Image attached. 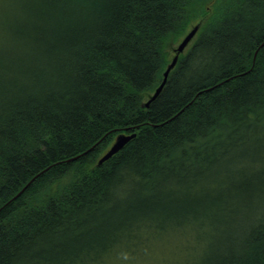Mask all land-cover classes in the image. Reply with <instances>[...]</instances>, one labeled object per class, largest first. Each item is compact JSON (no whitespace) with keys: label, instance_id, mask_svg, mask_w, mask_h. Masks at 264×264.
I'll use <instances>...</instances> for the list:
<instances>
[{"label":"trees","instance_id":"1","mask_svg":"<svg viewBox=\"0 0 264 264\" xmlns=\"http://www.w3.org/2000/svg\"><path fill=\"white\" fill-rule=\"evenodd\" d=\"M172 232L175 264H264V0H0V264Z\"/></svg>","mask_w":264,"mask_h":264},{"label":"rangeland","instance_id":"2","mask_svg":"<svg viewBox=\"0 0 264 264\" xmlns=\"http://www.w3.org/2000/svg\"><path fill=\"white\" fill-rule=\"evenodd\" d=\"M170 233L149 235L141 244V250L144 249L143 253L138 254L135 258H125V260H118L116 264H175V261L181 257L171 248L177 247V237ZM146 235H142L144 238ZM169 236V237H166ZM180 244V243H179ZM174 252V253H173Z\"/></svg>","mask_w":264,"mask_h":264},{"label":"water","instance_id":"3","mask_svg":"<svg viewBox=\"0 0 264 264\" xmlns=\"http://www.w3.org/2000/svg\"><path fill=\"white\" fill-rule=\"evenodd\" d=\"M197 30H198V25H195L192 28H190L185 33V35L179 40V42L175 45V47L173 49L174 54H173L170 62L168 63V65L166 66V68L164 69V71L162 73V79H161L160 83L158 84V86L154 89L153 94L145 102V105H147L149 103V101H151L153 98H155L157 96V94L160 92V90L162 89V87H163V85L167 79L169 71L173 68V66L175 65V63L177 61L178 54L180 52H182L184 50V48L188 45V43L193 38V36L195 35ZM133 135L134 134H130V135L122 134V133L118 134L115 137L114 141L111 143V145L108 147V149L99 157L97 164H101L102 162L107 160L109 157H111L113 154L118 152Z\"/></svg>","mask_w":264,"mask_h":264},{"label":"bare ground","instance_id":"4","mask_svg":"<svg viewBox=\"0 0 264 264\" xmlns=\"http://www.w3.org/2000/svg\"><path fill=\"white\" fill-rule=\"evenodd\" d=\"M195 25H198V28H199L200 21H198L197 23L193 24V25L191 26V28H192L193 26H195ZM196 32H197V31H196ZM195 34H196V33H195ZM183 36H184V35H183ZM194 36H195V35H194ZM194 36H193V37H194ZM192 39H193V38H192ZM192 39H191V40H192ZM191 40H190V42H191ZM190 42H189V43H190ZM189 43H188V44H189ZM180 53H181V52H180ZM255 54H256V52H254L253 56H255ZM170 60H171V59H170ZM169 62H170V61H169ZM115 137H116V136H115ZM114 139H115V138H114ZM114 139H113V141H114ZM113 141H112V142H113ZM110 145H111V144H110ZM137 255H138V254H137ZM137 255L132 256V257L135 258Z\"/></svg>","mask_w":264,"mask_h":264}]
</instances>
